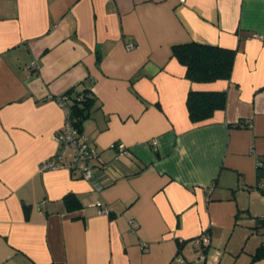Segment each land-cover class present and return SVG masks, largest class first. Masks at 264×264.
<instances>
[{"label": "crops", "instance_id": "obj_1", "mask_svg": "<svg viewBox=\"0 0 264 264\" xmlns=\"http://www.w3.org/2000/svg\"><path fill=\"white\" fill-rule=\"evenodd\" d=\"M186 42L235 50L229 81L187 80L170 51ZM82 82L89 181L39 171L56 98ZM189 91H225V109L194 125ZM263 158L264 0H0V264H205L202 233L208 259L264 264Z\"/></svg>", "mask_w": 264, "mask_h": 264}, {"label": "trees", "instance_id": "obj_2", "mask_svg": "<svg viewBox=\"0 0 264 264\" xmlns=\"http://www.w3.org/2000/svg\"><path fill=\"white\" fill-rule=\"evenodd\" d=\"M171 58L176 59L185 67V77L195 83H211L229 81L236 51L218 46L186 42L171 46ZM82 82L70 88L63 96L64 106L68 112L69 125L80 132L82 122L89 117L96 99L88 87ZM84 85V88H80ZM62 97V96H61ZM226 106V92L189 91L186 97L188 118L194 125L209 121L215 112L222 111ZM241 123L235 125L240 128ZM261 167V168H260ZM258 169H264L258 166ZM259 181L261 178L259 177ZM68 210L81 206L76 196L70 194L64 199ZM261 223L264 222L259 219ZM264 256V250L259 248L253 259Z\"/></svg>", "mask_w": 264, "mask_h": 264}, {"label": "built area", "instance_id": "obj_3", "mask_svg": "<svg viewBox=\"0 0 264 264\" xmlns=\"http://www.w3.org/2000/svg\"><path fill=\"white\" fill-rule=\"evenodd\" d=\"M181 2H184V0H181ZM253 37L260 40L263 39L262 36L256 34H254ZM127 48H131V45H127ZM32 67L37 68V65L33 64ZM65 99L63 95L62 97L56 98L66 112L64 125L60 133L56 136L59 144V151L51 158L43 161L39 167V171L47 172L67 169L70 172L78 173L80 178L89 181L93 178L94 167L92 162L98 158V151L94 147L88 145L82 138L81 133L69 125L67 121L68 112L64 106ZM110 148L119 153L129 155L128 150L122 143L111 144ZM68 150L71 151L72 158L70 161L65 162L64 159ZM258 166H264V158L263 161L258 163ZM95 206L98 208L99 214H109V209L104 207L100 202L95 203ZM261 220L264 222V216L261 217ZM210 240V236L207 233H202L193 240V243L198 247L199 258L202 262L205 264H218V259L216 257L208 259L205 254V250L210 247Z\"/></svg>", "mask_w": 264, "mask_h": 264}]
</instances>
